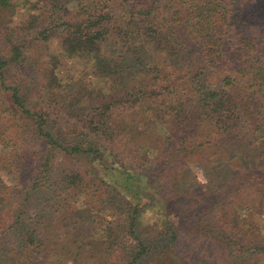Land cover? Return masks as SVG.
I'll list each match as a JSON object with an SVG mask.
<instances>
[{
	"label": "trees",
	"instance_id": "16d2710c",
	"mask_svg": "<svg viewBox=\"0 0 264 264\" xmlns=\"http://www.w3.org/2000/svg\"><path fill=\"white\" fill-rule=\"evenodd\" d=\"M38 2L68 16L57 32L38 30L41 38L57 33L60 54L82 63L95 82L84 74L64 94L57 89L51 55L40 69L50 101L30 104L11 66H25L20 34L41 21L42 13L33 10ZM17 5L24 6V19L13 23ZM250 5V0H0L2 101L41 143L32 151L35 176L26 192L44 186L48 194L38 195L30 212L12 209L4 220V198L17 188L0 177V264H264L259 221L264 41L253 34ZM129 117L168 132L176 142L165 155L193 154L189 161L206 165L207 180L221 181L218 166L228 163L240 170L236 178L248 182L201 205L210 223L194 228L189 215L200 197L183 205L154 188L167 157L158 160L151 150L149 156L137 149L147 169L115 158L125 145ZM56 152L87 156L95 179L84 181L72 168L52 176ZM214 208L220 210L216 220L209 215ZM178 220L187 225L189 243H178ZM51 225L55 237L46 242L43 233ZM201 236L215 237L214 246L198 252ZM183 248L193 258L182 255Z\"/></svg>",
	"mask_w": 264,
	"mask_h": 264
},
{
	"label": "rangeland",
	"instance_id": "374dc122",
	"mask_svg": "<svg viewBox=\"0 0 264 264\" xmlns=\"http://www.w3.org/2000/svg\"><path fill=\"white\" fill-rule=\"evenodd\" d=\"M250 3V18L254 23L253 34L262 38L264 41V0H250ZM24 9V6L21 5L15 7L13 12V16H15L13 23L24 19L22 15ZM33 10L36 13L41 12L42 19L41 21L37 20L38 22L35 28L21 31V43L24 48H26L27 55L22 63V65L25 64V66L22 68L20 66H11V74L20 83L25 100H29L30 104H41L43 100L50 101L47 93L48 90H46L44 85L45 81L41 75L40 69L41 64L48 65L50 63L51 55H54V60L57 62L55 70L58 71L57 76L60 82L57 89L64 91V94H68L75 86V80L83 77L84 74L90 79H93V76L88 73L82 63L60 54L59 37L55 32H57L56 30L58 29L60 20L68 16L60 9H50L48 5H44L41 2H38L37 7ZM43 26H46L49 32L52 30L55 31L52 33L53 35H50L46 39L41 38L38 30ZM94 82L95 79L92 80V84H94ZM55 89L56 88H54V90ZM2 100L3 96L2 92H0V177H2L7 184L12 182V185L17 188L11 196L7 193L4 198L5 203L1 208L5 217L4 220H8V215L12 212V209L30 212L39 200L37 196L40 195L42 199V197L46 198L48 194L46 195L44 186L38 190L39 192L36 191L29 194L26 192L35 176V162L34 158H32V151L37 150L41 143L30 130L21 126L19 123L17 124V118L14 113L4 108ZM50 106L54 107L51 103ZM52 115L51 113L50 117ZM115 118H117V116L113 117V119ZM134 122L138 123L133 125ZM126 123L129 125L124 139L125 145H121L122 147L119 146L122 151L116 153L115 158H123V160L127 162L132 161L138 169H147L145 160H142V156L135 155L138 152L137 149L139 150V154H141L140 152H145V154L149 156L151 150L155 159L158 160L167 157L169 164L166 168L161 169L159 176L155 178L154 188H158L161 192L166 194H174L181 200L183 205H188V201L193 198H198L197 196H199L202 203L195 206V211L189 215L194 222L192 224L194 228H203L205 225L209 226L210 223L209 217L205 215L206 213L203 211L201 205L207 206L209 202L215 201L218 197L226 198V193H230L237 189L235 185L248 182V178L242 180L238 179L239 177L236 178L234 173L236 172V174H239L238 172H240V170H235L234 166L228 163H222V165L218 166L217 171L222 178L221 181H219L217 177H213L212 180H207L205 176V172L207 171L205 170L207 169L206 165H194L189 161L193 159V154L187 155V159L179 154L174 155L175 153L170 156L165 155L166 152H172L171 147L174 146L176 142L175 138L168 132L165 134L164 132H160L156 127L151 126L153 124L144 127L143 123L130 117L129 120H126ZM142 129H146L149 132L141 133L140 131ZM143 134L146 135L143 136ZM142 149H144V151ZM15 150H17V152L13 155ZM204 153H208V151L205 150ZM180 163H184V165ZM184 166H186L185 171L183 169ZM90 167L91 164L88 162L87 156L64 155L56 152L52 162L51 175L56 176L62 171L72 168L80 172L84 181L94 180L96 175ZM241 177H245V175H241ZM218 181L222 182V184H219ZM99 183L100 182L97 183V189H99ZM230 183L232 185H229ZM160 184H162V189L159 186ZM209 186H214V190L210 191L208 188ZM219 209L222 208L219 207ZM219 209L214 208L212 211L210 210L209 215L214 213V216L216 215L215 220L220 214ZM259 221L262 222L261 225L264 228L263 215L259 216ZM182 222L183 220H178L177 222L178 228L182 230L179 235L178 243H189L185 240L188 234H186L184 227L187 228V225ZM216 223H220L221 226H223L221 219L216 221ZM49 227L47 228L48 230L43 233L46 242H50V240L55 237L54 232L56 233L54 230L56 228L53 227V225ZM214 243L215 237L211 236L210 238L201 236L196 244L197 250L200 252V250L206 246H208L207 250H209L214 246ZM181 252L182 255L185 254L190 258L194 256L189 248H183ZM121 256L122 252H118L116 259H119ZM199 260H201V258Z\"/></svg>",
	"mask_w": 264,
	"mask_h": 264
}]
</instances>
